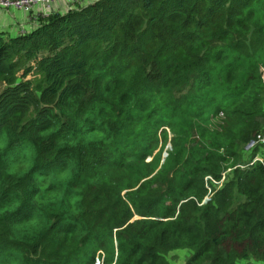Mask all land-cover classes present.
I'll use <instances>...</instances> for the list:
<instances>
[{"label": "trees", "instance_id": "1", "mask_svg": "<svg viewBox=\"0 0 264 264\" xmlns=\"http://www.w3.org/2000/svg\"><path fill=\"white\" fill-rule=\"evenodd\" d=\"M0 85V264H264V0L49 15Z\"/></svg>", "mask_w": 264, "mask_h": 264}, {"label": "crops", "instance_id": "2", "mask_svg": "<svg viewBox=\"0 0 264 264\" xmlns=\"http://www.w3.org/2000/svg\"><path fill=\"white\" fill-rule=\"evenodd\" d=\"M98 0H56L48 6H35L30 12L0 9V35L16 38L31 33L38 25V19L49 15H64L70 10L83 8Z\"/></svg>", "mask_w": 264, "mask_h": 264}, {"label": "built area", "instance_id": "3", "mask_svg": "<svg viewBox=\"0 0 264 264\" xmlns=\"http://www.w3.org/2000/svg\"><path fill=\"white\" fill-rule=\"evenodd\" d=\"M56 0H0V9L2 10H21L24 12H30L35 6H48ZM258 146L264 148V136L258 137L256 139L250 140L245 146L246 148L255 149ZM259 161L263 163L260 159L253 160V162Z\"/></svg>", "mask_w": 264, "mask_h": 264}, {"label": "rangeland", "instance_id": "4", "mask_svg": "<svg viewBox=\"0 0 264 264\" xmlns=\"http://www.w3.org/2000/svg\"><path fill=\"white\" fill-rule=\"evenodd\" d=\"M13 10V9H12ZM3 39H6L7 37H2ZM2 90V86L0 85V91ZM258 137H262L261 134H257ZM257 137V138H258ZM256 148V147H255ZM257 148H260V151L255 154L252 158V160H256V159H260L263 163H264V148L261 146H258ZM170 151V146L169 144H167L164 153H163V157L166 156V152ZM245 153H247L248 155L252 156L250 153L252 152L251 149L246 148L244 150ZM246 156L244 158V161H248L250 160V156ZM228 172H226L224 174V180L227 178L226 174ZM189 255V252L186 250L183 251H174L173 253H171L170 255L167 256V260L169 261V264H185L186 259ZM101 262V260L96 261V264H99Z\"/></svg>", "mask_w": 264, "mask_h": 264}, {"label": "water", "instance_id": "5", "mask_svg": "<svg viewBox=\"0 0 264 264\" xmlns=\"http://www.w3.org/2000/svg\"><path fill=\"white\" fill-rule=\"evenodd\" d=\"M134 219H136V217Z\"/></svg>", "mask_w": 264, "mask_h": 264}]
</instances>
